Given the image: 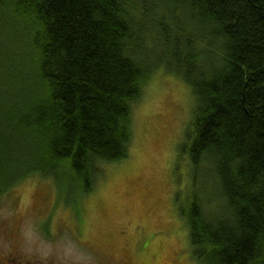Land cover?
Listing matches in <instances>:
<instances>
[{
    "label": "trees",
    "instance_id": "trees-1",
    "mask_svg": "<svg viewBox=\"0 0 264 264\" xmlns=\"http://www.w3.org/2000/svg\"><path fill=\"white\" fill-rule=\"evenodd\" d=\"M154 1L0 0V196L32 176L89 195L165 65L195 99L181 149L203 181L178 206L193 257L264 264V0Z\"/></svg>",
    "mask_w": 264,
    "mask_h": 264
},
{
    "label": "rangeland",
    "instance_id": "rangeland-1",
    "mask_svg": "<svg viewBox=\"0 0 264 264\" xmlns=\"http://www.w3.org/2000/svg\"><path fill=\"white\" fill-rule=\"evenodd\" d=\"M133 1L140 8L156 3ZM194 107L190 85L160 65L133 105L129 157L101 164L94 190L77 203L60 197L51 179L29 177L0 196V225L19 230L21 249L43 262L120 264L131 257L133 264H197L178 213L203 181L193 182L181 149Z\"/></svg>",
    "mask_w": 264,
    "mask_h": 264
},
{
    "label": "flooded vegetation",
    "instance_id": "flooded-vegetation-1",
    "mask_svg": "<svg viewBox=\"0 0 264 264\" xmlns=\"http://www.w3.org/2000/svg\"><path fill=\"white\" fill-rule=\"evenodd\" d=\"M19 232V230L15 231L9 225H0V264H56L52 260L43 262L40 259H32V256L27 255L18 244L16 236L19 235ZM120 264H133L132 258L128 257Z\"/></svg>",
    "mask_w": 264,
    "mask_h": 264
}]
</instances>
